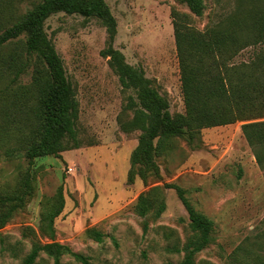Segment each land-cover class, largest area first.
<instances>
[{"label":"rangeland","instance_id":"obj_1","mask_svg":"<svg viewBox=\"0 0 264 264\" xmlns=\"http://www.w3.org/2000/svg\"><path fill=\"white\" fill-rule=\"evenodd\" d=\"M42 0H0V29L22 19ZM117 22L113 42L131 66L167 99L173 116L186 114L182 75L173 16L205 33L232 20L249 19L264 25V0H204L202 16L179 0H106ZM46 31L62 57L66 75L79 103V148L36 159L25 158L37 118L34 80L38 61L25 51V39L0 47V197L21 189L27 173L35 192L25 207L0 231V264H22L40 234L43 207H52L63 190L65 207L56 219L57 241L90 258L93 264H180L194 234L189 214L174 189L177 185L199 213L213 222L211 243L195 257V264H264V170L245 139L242 123L203 129L194 149L186 140L162 142L158 164L162 179H140L129 185L130 158L141 131L130 126L136 93L124 89L102 55L110 35L99 18L59 13L46 22ZM264 44L248 47L233 59L252 62ZM27 64L16 78L8 57ZM40 67V65H38ZM46 71L41 74L46 76ZM200 141V142H199ZM158 190L155 191V189ZM151 193L156 205L145 217L137 212L142 193ZM166 209L156 217L157 207ZM104 234L98 243L87 233ZM36 264H54L41 253ZM61 264H80L65 255Z\"/></svg>","mask_w":264,"mask_h":264},{"label":"trees","instance_id":"obj_2","mask_svg":"<svg viewBox=\"0 0 264 264\" xmlns=\"http://www.w3.org/2000/svg\"><path fill=\"white\" fill-rule=\"evenodd\" d=\"M179 1L185 3L194 15H203L204 0ZM59 13L103 21L110 43L102 55L110 58V65L122 87L136 93V100L130 105L134 110L130 126L139 129L141 136L130 158L129 185L134 184L137 178L144 184L150 178L162 179L158 157L163 141L182 138L194 149H200L201 142H197L203 129L237 123H242V133L264 170V48L256 51L252 62L233 63L240 51L264 44V25H249V19L241 18L220 23L201 33L192 30L188 20L173 16L186 106V114L173 116L169 102L153 87L144 70L128 64L124 55L114 48L117 22L106 0H42L15 24L5 30L0 29V47L24 38L26 54L40 65L35 67V72L41 77L34 80L37 103L34 113L38 124L25 149V158L30 166L36 159L62 158V153L79 148V103L66 75L64 61L46 31L47 20ZM8 66L16 71L15 80L27 68V64L14 55L8 57ZM42 69L46 76L41 74ZM33 181L34 177L29 172L19 191L0 197V231L33 196ZM166 188L176 191L189 214V227L194 234L180 264H195L196 255L212 241L213 222L195 210L184 189L174 184L166 185ZM151 193L145 192L139 197L136 209L142 217L156 206ZM64 207L61 188L57 202L49 209L43 207L41 215L40 234L51 242L42 243L34 233L33 247L22 264H36L41 253L54 259V264H61L65 255L72 256L80 264H93L89 257L57 241L55 221ZM157 208L156 217H160L166 205L162 202ZM86 233L98 243L104 241V234L95 229H87Z\"/></svg>","mask_w":264,"mask_h":264}]
</instances>
